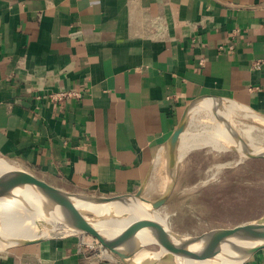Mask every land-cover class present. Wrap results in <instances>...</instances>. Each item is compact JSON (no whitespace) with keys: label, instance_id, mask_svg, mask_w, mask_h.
<instances>
[{"label":"crops","instance_id":"1","mask_svg":"<svg viewBox=\"0 0 264 264\" xmlns=\"http://www.w3.org/2000/svg\"><path fill=\"white\" fill-rule=\"evenodd\" d=\"M215 99L264 116V0H0V156L55 187L136 191L184 107ZM81 239L0 264H117Z\"/></svg>","mask_w":264,"mask_h":264},{"label":"water","instance_id":"2","mask_svg":"<svg viewBox=\"0 0 264 264\" xmlns=\"http://www.w3.org/2000/svg\"><path fill=\"white\" fill-rule=\"evenodd\" d=\"M214 102L219 104L223 101L215 99ZM200 103L193 100L184 107L175 129L162 146L168 184L154 198L146 195L150 172L134 192L100 196L55 187L31 170L0 156V201L15 199V203L26 212L44 218L61 231L52 236L21 242L5 238L0 232L2 249H23L69 235H84L95 239L117 264H183L179 260L184 257L220 259L241 264L264 248V213L249 220L205 225L192 232L175 231L165 224L151 221L146 215V212L154 213L172 196L176 180V145L180 136L201 133L187 129L188 119ZM209 109L212 112V108ZM236 140L250 153L246 157L264 158L263 155L252 152L244 140ZM133 201L138 204L141 220L123 228L96 225L91 217L81 212V209L96 207L124 215L128 204ZM174 254L180 259L175 258Z\"/></svg>","mask_w":264,"mask_h":264},{"label":"rangeland","instance_id":"3","mask_svg":"<svg viewBox=\"0 0 264 264\" xmlns=\"http://www.w3.org/2000/svg\"><path fill=\"white\" fill-rule=\"evenodd\" d=\"M217 105L224 112L221 116L229 128L238 130L246 141L264 145V126L254 120V113L230 101ZM238 106L243 110L236 109ZM203 108L198 105V110L192 111L187 129L206 134L193 133L181 137L180 142L192 138V143L189 148L178 149L172 196L154 211L167 227L178 232H192L218 222L249 220L264 213V158H240L232 148L220 150L213 145L216 141L206 144L204 138L212 126L203 123L202 119L206 117L211 121L212 112ZM259 117L264 120L263 116ZM164 170L167 171L164 162L155 163L147 185L148 197L161 194V182L167 180Z\"/></svg>","mask_w":264,"mask_h":264},{"label":"bare ground","instance_id":"4","mask_svg":"<svg viewBox=\"0 0 264 264\" xmlns=\"http://www.w3.org/2000/svg\"><path fill=\"white\" fill-rule=\"evenodd\" d=\"M200 105L208 109L212 108V114H211L212 120L210 121L206 117L205 119H202L203 123H206L207 125L209 124L212 126V130L210 132H207V135H206L207 137L205 136L206 138H204L206 140V144L207 143L213 144L216 141L213 145L218 147L220 150L221 149L223 150L225 148L226 149L232 148L236 152H238L240 158H244L248 156L250 153H248L246 149L242 148V146L237 143L236 139H242L249 144L252 152L261 154L264 156V145H258V144H254V142L251 143L249 141H246L245 139L242 138L238 130L234 131V129L231 126H230L231 129L228 127L229 126V124H227L228 122H226L224 120V117L222 118L221 116L222 113L224 112H221V110H219V106L216 104V102L207 101L205 103H200ZM205 108H203V110ZM236 109L243 110V108L239 106ZM254 114H255L254 120L257 121V123H259L260 125L264 126V120L259 117L261 115L256 114V113ZM225 117L227 118L226 115ZM223 125L226 128H224ZM201 133L203 134V132ZM181 137L182 136H180V139ZM180 139L178 140L177 145H176L177 158H178V149L179 148L183 149V147L184 149L189 148V146L192 143V138H187L185 141L183 140V142H180ZM220 139L226 140V141H221ZM160 154L162 153H159L158 155L160 156ZM157 162L158 163L164 162V159L163 160L159 159V161ZM165 172L167 174V171ZM165 183H166V180L164 179V181L161 182L162 184L161 189L164 188L163 186ZM14 200H10L7 202L0 201V232L5 238H9L14 241L16 240V241L21 242L24 240L27 241V240L38 239L41 236H52L55 234H59L61 232L57 226H55L54 224H50L44 218L39 217L35 214H30L26 212L27 210L22 208V206H18ZM81 212L85 216L91 217L92 222L94 224L102 226V227H107V228L108 227L109 228H123L125 226L140 222L141 220L140 209L138 207V204L134 201L128 204L126 214L124 215H117L107 210L103 211L96 207H90V209H87V210L81 209ZM146 215L151 221H154L160 224H164L165 222V221L163 222V219L157 213L146 212ZM0 250H2L1 244H0ZM174 255H175V258L177 257L180 259L178 255L176 254ZM179 261H181L183 264H235L233 261H224L220 259L210 260V259H201V258H192V257H184L180 259Z\"/></svg>","mask_w":264,"mask_h":264},{"label":"built area","instance_id":"5","mask_svg":"<svg viewBox=\"0 0 264 264\" xmlns=\"http://www.w3.org/2000/svg\"><path fill=\"white\" fill-rule=\"evenodd\" d=\"M254 67L255 68H259V62H255L254 64ZM62 94H58V97H60ZM84 236V235H82ZM80 243L85 247L87 248L88 250H91V251H97L98 254H107L106 250L103 249L99 244L98 242L89 237V236H86V239H81L80 240Z\"/></svg>","mask_w":264,"mask_h":264}]
</instances>
